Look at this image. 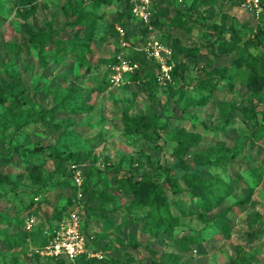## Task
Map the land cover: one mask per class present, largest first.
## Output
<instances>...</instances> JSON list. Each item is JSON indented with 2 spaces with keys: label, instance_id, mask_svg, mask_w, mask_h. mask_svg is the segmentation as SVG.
<instances>
[{
  "label": "rangeland",
  "instance_id": "1",
  "mask_svg": "<svg viewBox=\"0 0 264 264\" xmlns=\"http://www.w3.org/2000/svg\"><path fill=\"white\" fill-rule=\"evenodd\" d=\"M160 1L155 4L169 9L164 15L167 23L154 26L160 38L172 49L175 38L202 48L197 58L182 57L189 68L176 76L172 72L171 79H164L157 62L142 50L152 30L143 32L138 17H123L130 45L121 46L114 31L124 28L119 22L126 10L123 1L99 6L92 0H72L77 9L103 16L89 33L75 24L70 0H38L35 7L26 8L19 0H0V174L11 176L10 181H0V264H74L70 258L61 263L37 252L59 222L57 210L71 200L86 223L87 255L98 254L110 264H264V100H250L246 69L233 81L220 80L214 86L211 67L230 66L235 53L221 56L208 48L214 23L241 29L248 38L259 26L264 28V11L219 0ZM176 9L196 17L190 21L191 30L170 23ZM49 27L54 37H44L42 43L31 39L30 29ZM252 51L264 53V47ZM121 52L138 67L115 84L113 67ZM174 54L173 49L176 64ZM136 72L142 80L128 77ZM13 81L22 106L34 108L35 117L42 109L50 110L18 132L3 126L13 102L6 84ZM81 103L90 110L74 113ZM247 104L257 105L250 122L242 112ZM232 105L238 108L232 110ZM149 112L160 114V123L168 125L161 138L153 131L148 136L126 132V116ZM187 134L198 139L191 153L206 154L219 143L241 149L228 164L200 165L194 156L188 159L193 169L198 167L205 178L223 187L220 203L204 217L174 154L178 137ZM51 147L68 159L57 160ZM5 155L13 160H5ZM40 164L43 179L35 183L29 168ZM164 168L179 177L178 188L165 182ZM132 172H152L163 183L176 216L171 232L166 230L169 224L148 225L146 208L133 207L134 195L119 187V178ZM97 181L98 189H106L114 199L96 196L88 201L85 182L91 187ZM245 198L248 202L237 206ZM23 231H32L30 241H10ZM188 237L195 242L183 252L179 244Z\"/></svg>",
  "mask_w": 264,
  "mask_h": 264
},
{
  "label": "trees",
  "instance_id": "2",
  "mask_svg": "<svg viewBox=\"0 0 264 264\" xmlns=\"http://www.w3.org/2000/svg\"><path fill=\"white\" fill-rule=\"evenodd\" d=\"M38 0H19L21 6L26 8L28 5L36 6ZM99 6L102 5H111L115 0H92ZM126 3V10L123 11L121 17L119 18V22L122 24L126 30V38H130V33L126 28V22H123V17L127 16L129 21L135 20L136 16L132 11V0H118ZM158 0H153L152 7L153 10L156 11L155 16L152 19L153 26L164 25L167 21H164V15L169 14L168 7H158L155 2ZM160 2H164L161 0ZM70 4L72 5V0H70ZM231 5H236V3H232ZM239 5V4H237ZM77 14V18L75 20V24L82 26L85 28V31L91 33L94 31L97 22L103 17L101 15H92L84 12L82 8L77 9L74 5ZM88 15L93 16V18H89ZM90 20V21H89ZM196 21V17H192L187 12L176 9V14L171 18L170 23H172L175 27L181 29L191 30L190 21ZM86 25V26H85ZM144 26V25H143ZM214 28V36L209 39L208 48L211 49L213 53H218L221 56L231 55L235 53L233 59L231 61L230 66H216L212 68V79L215 78L214 86H216L220 80H228L229 82L233 81L236 77L239 76V73L242 69L247 70V74L244 77L246 82L245 87L248 89V92L251 94V101L253 99L264 100V53H254L252 51L253 48L264 47V28L258 27L256 31L249 36L248 38H244L242 35V30L237 29L236 27H221L218 24L212 25ZM117 28V27H116ZM143 32H147L149 30L148 27H141ZM117 36L119 35L118 30H115ZM230 32V36L227 37V33ZM53 27H49L48 29H40L39 31L30 29L31 39L37 41L39 43L43 42L44 37H54ZM163 43L168 44L165 40L162 39ZM173 49L175 51L174 60L176 62L173 76H176L180 70H187L189 65L186 61L182 59L185 58H197L200 50H202L199 46H187L183 45L180 39L175 38L173 43ZM140 55V62H143V65L146 66L148 64L145 56L142 53ZM116 61V59H115ZM114 61V62H115ZM212 65V64H210ZM140 72H136L135 74H129L128 77L142 80L140 77ZM15 82L10 84H6L7 88L12 91V104L10 106L9 112L6 115V121L3 123V126L6 129L13 128L15 132L23 130L25 127L38 123L40 119L45 118V114L50 113V110L42 109L38 113V117H35L34 108L28 109L24 108L22 105V101L20 100L18 94L14 92ZM214 88L211 89L213 91ZM81 100V99H80ZM31 102V101H28ZM205 103V100L202 101ZM64 106H70L67 103H63ZM257 106V105H256ZM256 106L250 107L249 104L245 105L242 109L244 120L250 122L255 115L257 108ZM238 107L232 105V110H236ZM90 110L89 107L85 105V103H81L76 105L73 108V112L84 113ZM231 115V114H229ZM228 115V116H229ZM226 120H229L227 117ZM126 132L127 133H139L143 136H148L150 131H153L157 138H161L163 135V131L168 127L167 123H160V114L155 112H149L146 114L137 115L134 117L126 116ZM198 145V139L195 135H180L178 137V145L174 154L177 156V167L179 171L183 172L184 182L187 185V188L191 191L192 195L195 198H198L202 204V210L199 211L200 217H204L208 211L215 208L221 201V193L223 191L222 186H217L216 181H209V178H205L198 167L193 169L188 162V159L191 156H194L197 160V163L200 165H209V164H228L236 158L241 152V149H232L227 147L225 143H219L215 147H209L207 149V153H203L202 151H198L195 153H191L190 149L194 146ZM53 154L56 155L57 160H67L68 158L61 159V154L57 150L56 147H51ZM215 154V157L212 155ZM7 161L13 160V157L9 159L7 155L4 156ZM60 171L65 174L66 171L62 168V165L59 167ZM166 178L165 182L171 183V185L178 188L179 186V177L174 176L171 171L164 168ZM43 168L40 165H31L29 168L30 177L33 178L35 183H41L43 179L42 174ZM11 176L6 174L2 176L0 174V181H10ZM88 183L85 182V193L88 196V201H92L98 196L101 199V196L108 197L110 199H114L112 195H109L106 189L99 190L98 189V181L94 183L91 187H89ZM119 187L121 189H125L129 194L134 195V200L131 203L133 207L138 208H146L145 220L148 225H165L167 226L168 232L172 230L173 221H175L176 216L174 215L171 207V202L168 198L166 190L164 188L163 183L156 179L155 175L152 172H146L141 176H137L134 172L130 173L127 177L119 178ZM89 192V194H88ZM249 198L242 199L237 203V206L241 207L248 202ZM70 205L72 207H70ZM77 204L74 200H71L69 205L64 207L63 209L57 210L56 217L59 219V222L69 215L75 208ZM70 208H73L70 210ZM102 207H98L96 210V214H100ZM58 222V223H59ZM55 228V227H54ZM86 223L83 220L82 222V230L85 232ZM51 233V232H50ZM32 234L31 232L23 231L15 236H10V241L13 242H26L30 241L32 238H29ZM31 237V236H30ZM51 238L49 233L43 240L42 244L39 247V250H42L48 243ZM194 243V239L188 237V241H181L179 244V248L181 251L186 252L189 250V243ZM136 246H139L137 243ZM32 249V248H31ZM37 251L40 255V251ZM43 257V255H41ZM53 259V257H48ZM59 262L63 263L64 258H56ZM74 264H110L105 260L100 259L99 257L93 256L89 257L87 254H82L77 259L73 261Z\"/></svg>",
  "mask_w": 264,
  "mask_h": 264
},
{
  "label": "built area",
  "instance_id": "3",
  "mask_svg": "<svg viewBox=\"0 0 264 264\" xmlns=\"http://www.w3.org/2000/svg\"><path fill=\"white\" fill-rule=\"evenodd\" d=\"M153 0H132V11L136 17L141 19L143 25L152 30L143 51L149 60L157 62L160 73L164 79H171L175 63L173 61V49L171 46L163 43L155 30L152 19L156 11L153 10ZM234 2L245 7H254L258 11H264V0H219ZM121 37V46H129L130 43L126 38V30L117 27ZM138 64L132 63L124 58L123 52L118 55V63L113 67L114 74L112 80L115 84H119L124 79V74L133 72L137 69ZM78 184L81 185L80 173L76 175ZM82 196V193H79ZM32 224L28 225L31 229ZM51 238L49 243L40 250L41 255L53 258H70L77 259L82 254H87V241L82 230V218L80 209H74L69 215L63 218L55 228L49 233ZM90 256H100L91 254Z\"/></svg>",
  "mask_w": 264,
  "mask_h": 264
}]
</instances>
